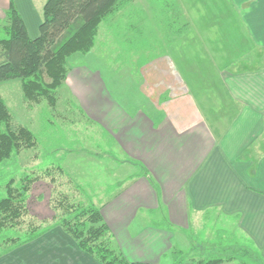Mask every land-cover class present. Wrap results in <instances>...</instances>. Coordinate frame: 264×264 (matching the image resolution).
Instances as JSON below:
<instances>
[{
    "label": "crops",
    "instance_id": "0c3cea01",
    "mask_svg": "<svg viewBox=\"0 0 264 264\" xmlns=\"http://www.w3.org/2000/svg\"><path fill=\"white\" fill-rule=\"evenodd\" d=\"M10 1L36 37L45 0H0V24ZM225 1L212 31L179 28L127 91L108 78L102 59L69 64L73 106L103 133L106 157L114 149L140 169L102 185L101 214L130 261L161 263L209 211L231 217L233 231L264 259V0ZM189 43L201 46L195 58ZM227 50L231 60H214ZM0 264L99 263L55 225L2 254Z\"/></svg>",
    "mask_w": 264,
    "mask_h": 264
},
{
    "label": "rangeland",
    "instance_id": "374dc122",
    "mask_svg": "<svg viewBox=\"0 0 264 264\" xmlns=\"http://www.w3.org/2000/svg\"><path fill=\"white\" fill-rule=\"evenodd\" d=\"M222 6L228 7L225 0H130L102 20L90 51L73 53L67 59V65L69 67L82 57L97 61L102 59L103 68L105 61L112 69L105 72L108 78L112 76L117 86L127 91L134 79H141V67L153 56L165 52L169 40L178 36L179 28L189 23L212 31V14ZM185 10L188 17L182 15ZM207 33L204 36L213 35L212 32ZM2 36L4 33L0 29ZM216 36L220 39L228 37ZM188 45L191 46V43ZM208 46L205 44V50ZM190 48L188 53L191 58L197 57V48L201 46L195 44ZM226 52L219 59L215 53L214 60L220 64L231 60V50ZM206 68L210 69L211 65ZM65 82L56 89L53 105L46 98L37 101L25 98L19 79L0 83V96L10 111L12 123L28 127L36 139L34 146L23 148L0 163V198L5 195L8 180L13 179L18 184L25 175L35 177L29 184L26 213L17 227L4 229L2 238L24 237L32 228L41 230L55 226L58 219L65 215L58 206L59 201L81 205L91 202L100 209L105 202L102 185L108 183L110 176L112 180H119L133 171H140L131 165L132 162H124L114 149L106 157L103 133L73 106ZM118 101L122 103L121 99ZM112 170H116V175H111ZM231 222V217L207 212L204 224L193 225L185 231L186 243L173 241L170 253L157 264L176 261L175 251L182 256L181 264H190V260L201 257H225L235 244L255 248L251 240L233 231ZM107 241L117 249L110 234ZM10 244L8 240H3L0 247ZM232 262L238 264L237 260Z\"/></svg>",
    "mask_w": 264,
    "mask_h": 264
},
{
    "label": "trees",
    "instance_id": "16d2710c",
    "mask_svg": "<svg viewBox=\"0 0 264 264\" xmlns=\"http://www.w3.org/2000/svg\"><path fill=\"white\" fill-rule=\"evenodd\" d=\"M128 1L46 0L38 35L34 38L28 35L21 14L10 1L0 27L4 33L0 37V83L19 79L25 98L30 101L46 98L53 105L54 93L67 74V59L73 53L90 51L102 20ZM35 143V135L28 127L12 123L10 111L0 96V163ZM34 179L25 175L18 184L10 179L5 185V195L0 198V246L3 240L11 244L0 247V256L13 247L33 241L51 228H32L24 237H1L4 229L17 227L26 213L29 184ZM58 206L65 215L58 219L56 225L76 242L79 250L99 264H154L130 261L111 247L107 241L108 226L100 209L93 203L81 205L59 201ZM179 254L175 251L177 260L171 264H181L182 256ZM234 260L238 264H264L263 257L255 248L243 244H235L225 257H201L190 260V264H220Z\"/></svg>",
    "mask_w": 264,
    "mask_h": 264
}]
</instances>
